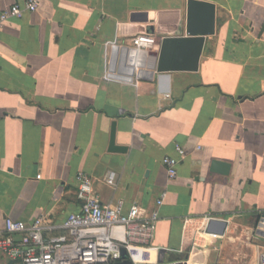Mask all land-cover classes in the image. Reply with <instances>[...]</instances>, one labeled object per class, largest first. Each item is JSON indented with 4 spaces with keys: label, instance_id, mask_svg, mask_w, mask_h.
<instances>
[{
    "label": "crops",
    "instance_id": "1",
    "mask_svg": "<svg viewBox=\"0 0 264 264\" xmlns=\"http://www.w3.org/2000/svg\"><path fill=\"white\" fill-rule=\"evenodd\" d=\"M23 1L0 0V12ZM188 1L38 0L0 25V229L6 217L59 223L78 211L83 171L103 203L158 210L156 247L133 248L135 262L257 263L264 0H196L215 7L197 69L151 71L162 38L185 35ZM140 33L159 47L133 66L130 38ZM112 125L125 152L108 151ZM176 145L185 156L168 179L162 158L176 157ZM213 160L228 173L211 172Z\"/></svg>",
    "mask_w": 264,
    "mask_h": 264
},
{
    "label": "built area",
    "instance_id": "2",
    "mask_svg": "<svg viewBox=\"0 0 264 264\" xmlns=\"http://www.w3.org/2000/svg\"><path fill=\"white\" fill-rule=\"evenodd\" d=\"M37 7L38 0L13 3L0 12V25L8 18H19ZM130 44L133 66L139 64V54L159 47V41L149 33L132 36ZM107 75L118 76L114 72ZM175 152L176 157L166 154L162 158L168 179L177 176L179 157L185 156L179 145L175 146ZM76 179L79 210L68 214L62 222H53L44 215L30 222L4 218L0 229V255L6 261L0 264H115L122 260V249L134 264H139L132 259V249L156 247L153 238L162 221L158 210L145 213L138 204L125 206L122 198L114 203H103L94 193L87 173L78 172ZM107 183L114 184L113 174L109 175ZM164 196L165 191H162L156 200L157 206L162 205ZM254 231H264V214L259 217ZM256 264H264V250L259 253Z\"/></svg>",
    "mask_w": 264,
    "mask_h": 264
},
{
    "label": "water",
    "instance_id": "3",
    "mask_svg": "<svg viewBox=\"0 0 264 264\" xmlns=\"http://www.w3.org/2000/svg\"><path fill=\"white\" fill-rule=\"evenodd\" d=\"M215 7L211 3L196 0L188 1L187 9V27L184 36L164 37L160 42V49L157 53V61L154 66L149 67L151 71H167V70H190L195 71L199 57L204 45L205 36L214 33ZM126 147L115 144L114 141V125H112L108 151L125 152ZM230 164L219 160H213L210 171L220 174H227ZM217 220L211 218L210 221ZM222 223V229L217 233L223 235L228 222L218 219ZM211 228H207V233H212ZM264 237V231L258 232ZM121 261L115 264H134L129 258L127 252L122 249ZM149 264V263H141ZM150 264H188L186 260L175 262H158Z\"/></svg>",
    "mask_w": 264,
    "mask_h": 264
}]
</instances>
